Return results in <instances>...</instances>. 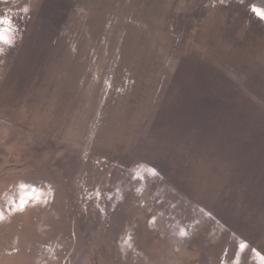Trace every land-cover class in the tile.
Masks as SVG:
<instances>
[{
	"label": "rangeland",
	"instance_id": "rangeland-1",
	"mask_svg": "<svg viewBox=\"0 0 264 264\" xmlns=\"http://www.w3.org/2000/svg\"><path fill=\"white\" fill-rule=\"evenodd\" d=\"M228 1L264 10L0 0V264H261L264 182L232 162L264 116L232 78L264 89V55H232Z\"/></svg>",
	"mask_w": 264,
	"mask_h": 264
},
{
	"label": "crops",
	"instance_id": "crops-1",
	"mask_svg": "<svg viewBox=\"0 0 264 264\" xmlns=\"http://www.w3.org/2000/svg\"><path fill=\"white\" fill-rule=\"evenodd\" d=\"M120 4L119 6H140L144 3H140V0H119ZM161 0L152 1L149 0V2H146L145 4L151 7L153 6H162ZM164 7L166 4H169L170 2H164ZM231 2L228 1L226 4H224L223 7H220L216 11V15L214 16V21L216 20V23H220L221 26H219L217 29H223V30H232V37H228L229 39H232V55L235 54H243L248 56L250 60H258L257 56L264 55V20H260L256 17V15L252 12V8L256 7L259 9H263L260 6H239L236 4H230ZM80 8V7H79ZM131 8V7H127ZM133 8L132 11L125 10V8H122V12H140L135 11ZM168 10L164 9V12L166 13ZM145 12H151L150 10H146ZM154 12H157L155 10ZM215 28V27H214ZM228 39V40H229ZM234 52V53H233ZM255 58V59H253ZM262 59V57H260ZM236 61V60H235ZM236 67L232 66V70L235 71L237 75L243 77L238 71L235 70ZM232 71V72H233ZM232 77L236 78L237 76L233 75ZM231 78V76H230ZM247 82H245V85ZM238 82H236L232 78V94H244V99H239V102L243 103H235L237 100L232 98V108H238L245 106L243 109L247 110L253 108L257 109L260 113V119H262V116H264V89H259V87H263V85H252V83L248 84V88H242L237 87ZM254 116L250 117L249 119H252ZM263 135V134H262ZM255 140H257V150L254 151H245L244 157H250L251 162L252 158L257 159V161L254 163V165L246 166L242 161L237 160L232 162V169L235 168L234 172L245 174L250 172L249 174L253 175H260L261 182H264V179H262V175H264V137L261 136V134H258L255 137ZM263 145V146H262ZM249 152H252V156L247 155L250 154ZM247 155V156H246ZM238 156V155H237ZM243 157V155H242ZM246 166V167H245ZM247 179L245 178V181ZM258 179L255 180L249 179V182L251 183H258ZM247 182V181H246Z\"/></svg>",
	"mask_w": 264,
	"mask_h": 264
},
{
	"label": "snow or ice",
	"instance_id": "snow-or-ice-1",
	"mask_svg": "<svg viewBox=\"0 0 264 264\" xmlns=\"http://www.w3.org/2000/svg\"><path fill=\"white\" fill-rule=\"evenodd\" d=\"M251 10L256 15L257 18H259L260 20H264V10L258 9L256 7H253ZM0 23H7V21H0ZM20 188H21V190H23L24 186L21 185ZM25 203H27V201L24 200L23 197H21V202L19 204V210H23ZM240 247H241V249H243L245 246L241 245ZM261 264H264V260L261 261Z\"/></svg>",
	"mask_w": 264,
	"mask_h": 264
}]
</instances>
